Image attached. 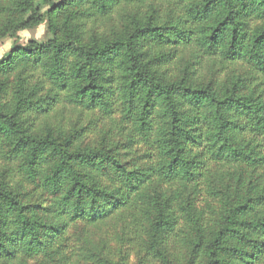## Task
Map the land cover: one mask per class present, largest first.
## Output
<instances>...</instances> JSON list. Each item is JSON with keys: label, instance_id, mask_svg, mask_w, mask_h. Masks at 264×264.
Here are the masks:
<instances>
[{"label": "trees", "instance_id": "1", "mask_svg": "<svg viewBox=\"0 0 264 264\" xmlns=\"http://www.w3.org/2000/svg\"><path fill=\"white\" fill-rule=\"evenodd\" d=\"M44 22L0 57V264H264V0H0Z\"/></svg>", "mask_w": 264, "mask_h": 264}, {"label": "rangeland", "instance_id": "2", "mask_svg": "<svg viewBox=\"0 0 264 264\" xmlns=\"http://www.w3.org/2000/svg\"><path fill=\"white\" fill-rule=\"evenodd\" d=\"M39 3L40 2H38V4ZM157 4L158 3H156V6H157ZM145 10H146L145 11L146 16H150L152 14L150 12V10H148V9H145ZM131 12L133 13V10H131ZM51 36L52 35H51V32L48 28V25L46 22H44L43 24H41L39 26L19 31L17 33V36H15V37H12V38L4 37V38L0 39V57L7 50H9L11 43H13V44L16 43L17 45H26L30 41H35L37 43H44L48 39H50ZM232 68H233V66H230L228 68V72L230 71L229 73H231ZM239 68H240V66H235L234 69H236V71H238ZM63 117H64L65 125H67L68 123L73 122L76 119L77 110L69 107L65 110V114H63ZM57 120H58V118H57Z\"/></svg>", "mask_w": 264, "mask_h": 264}]
</instances>
